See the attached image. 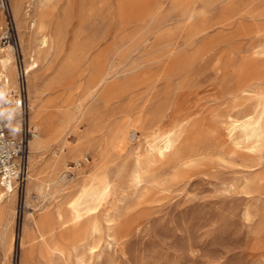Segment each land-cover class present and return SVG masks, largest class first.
<instances>
[{
	"label": "rangeland",
	"instance_id": "374dc122",
	"mask_svg": "<svg viewBox=\"0 0 264 264\" xmlns=\"http://www.w3.org/2000/svg\"><path fill=\"white\" fill-rule=\"evenodd\" d=\"M27 1L22 0L20 14L26 28L31 19ZM11 3L8 8L23 57ZM47 11L49 31L57 42L39 69V85L63 73L75 47L83 46L84 57L77 65L79 75L71 81L64 76L56 88L44 89L41 98L58 95L57 101L69 107L84 100L89 59L100 55L102 65L112 63L115 71L85 101L80 129L93 119L110 124L132 122L139 115L146 116L145 131L140 128L116 160L126 173L117 179V193L98 212L101 229L94 252L74 251L66 242V253L50 259L41 240L30 239L29 234L34 220L62 204L65 196L38 200L32 192L25 199L24 184L10 228L17 240L26 234L27 242L11 249L0 246V264H264V148L256 153L243 147L232 158L217 156L224 141L217 115L232 105L223 95L225 79L264 33V0H50ZM0 19L1 27L5 22L1 8ZM161 67L165 75L152 88L148 81ZM261 86L264 81L257 82L255 91ZM26 100L30 116L27 88ZM159 102L189 112L179 148L199 146L203 155L179 166L170 155L158 160L155 171L160 178L133 191L128 174L135 152L144 148L153 107ZM173 112V107L168 109L162 127L171 125ZM29 122L36 129L30 117ZM66 136L75 141L72 132ZM83 155L92 160L98 150L90 145ZM67 162L75 165L73 158ZM66 174L70 179L74 171Z\"/></svg>",
	"mask_w": 264,
	"mask_h": 264
},
{
	"label": "bare ground",
	"instance_id": "6f19581e",
	"mask_svg": "<svg viewBox=\"0 0 264 264\" xmlns=\"http://www.w3.org/2000/svg\"><path fill=\"white\" fill-rule=\"evenodd\" d=\"M49 2L50 0H29L26 13L31 19L27 28L20 18L22 0H12L11 5L17 20L16 28L23 52L26 88L31 109L29 117L31 121L36 122V132L29 141L25 199H30L32 192H36L38 200L39 197L65 196L62 204L52 211L43 212L39 218L34 220V228L30 230L29 234L30 239L41 240L43 252L52 259L55 255L60 256L66 253V242L71 244L74 251L80 249L95 251L96 234L101 229L97 218L98 212L101 206H104L110 197L117 193V179L126 173L124 164H118L116 160L121 156L124 147L128 145V141L138 136L136 132L140 128L145 131L142 121L146 116L138 115L132 122H126V120L110 124L93 119L88 126L80 129L79 123L86 113L85 101L93 98L115 71V65L112 63L108 66L102 65L100 55H93L89 59L84 100L74 107H69L67 104L57 101L58 95H52L46 99L41 98L44 89L56 88L64 76H68L70 78L68 80L71 81L76 75H79L76 73L77 65L79 60L84 57L83 46L73 47L74 49L67 56L63 73L49 79L44 85H39L41 78L39 69L48 61L57 42L56 37L49 31V23L46 21ZM251 60L259 61V63L254 65L250 62ZM171 66L173 67V65ZM162 67L155 77L148 81L152 88L165 75ZM168 70L170 71V69ZM16 74L12 45L0 46V77L7 76L8 86L15 88ZM263 81L264 33L259 36V42L254 44L248 53L243 54L237 67L230 69L225 79L227 88L223 95L226 94L230 97L232 105L231 108L229 106L230 110L223 111L224 113L217 112V121L221 122V127L224 130V141L220 145V152L217 156L232 158L233 154L239 153L243 147L256 153L264 148V86H261L259 91H255L257 82ZM145 82L147 83V80ZM217 93L219 95V92ZM172 107L175 119L171 125L162 127L161 121L168 116V109ZM192 107L191 109H193ZM189 117V112L181 110L175 104L168 106L159 102L153 107L150 125L147 126L150 130L145 135L146 139L143 137L145 143L142 147L144 148L141 150L138 148L135 152L134 164L128 174L133 191L160 178L159 176L157 179L155 171V163L158 160L170 155L179 166L190 163V161L191 163L195 162L196 157L202 154V151L197 148L199 146H187L192 147L188 150L179 148L182 147L179 142L180 132L182 126L190 119ZM69 132L74 134L75 141L66 138ZM210 143L212 142L210 141ZM90 145H94L98 150L97 157H93L92 160L83 155L85 147L87 149V146ZM138 145L135 147H140ZM210 150L208 151L210 152ZM70 158L74 159L75 165L68 164L67 161ZM68 170L74 171V175L70 179L66 176ZM18 197L19 192L16 188L8 190L0 185V246L9 249L16 244L22 246L27 242L26 234L25 237L21 236L17 240L15 233H12L10 228L17 217V208L14 203ZM113 218L114 216H110L109 220H113Z\"/></svg>",
	"mask_w": 264,
	"mask_h": 264
},
{
	"label": "built area",
	"instance_id": "2783aa9c",
	"mask_svg": "<svg viewBox=\"0 0 264 264\" xmlns=\"http://www.w3.org/2000/svg\"><path fill=\"white\" fill-rule=\"evenodd\" d=\"M8 3L9 0H0V8L5 11L0 46L13 47L18 87H9L7 76L0 77V185L21 192L28 176L29 141L36 130L29 122L25 68Z\"/></svg>",
	"mask_w": 264,
	"mask_h": 264
}]
</instances>
